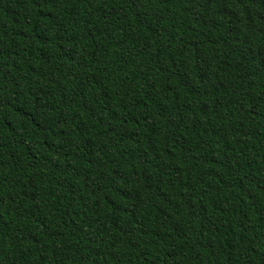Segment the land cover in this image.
<instances>
[{"label":"trees","instance_id":"obj_1","mask_svg":"<svg viewBox=\"0 0 264 264\" xmlns=\"http://www.w3.org/2000/svg\"><path fill=\"white\" fill-rule=\"evenodd\" d=\"M0 264H264V0H0Z\"/></svg>","mask_w":264,"mask_h":264}]
</instances>
